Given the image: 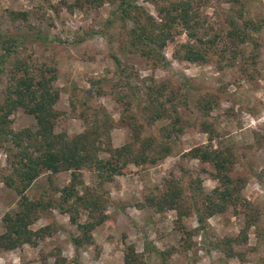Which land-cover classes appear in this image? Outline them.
Instances as JSON below:
<instances>
[{"label": "rangeland", "instance_id": "374dc122", "mask_svg": "<svg viewBox=\"0 0 264 264\" xmlns=\"http://www.w3.org/2000/svg\"><path fill=\"white\" fill-rule=\"evenodd\" d=\"M75 1L0 0V57L5 47L13 50L0 64V90L10 79L16 59L53 68L54 86L60 94L56 108L63 113L56 131L66 132L70 137L81 133L84 124L79 113L88 107H101L116 124L111 131L112 145L120 147L131 135L119 123L123 106L115 100L113 88L119 70L114 58L133 68L141 78L170 80L175 86L184 81L193 100L206 94L213 96L215 108L208 121L219 133L222 146L236 155L235 174L246 177L243 196L264 211V27L257 35L259 47L254 63L250 59L255 52L250 45L243 47L245 61L239 60L231 68L221 69L215 61L204 65L176 61L173 50L187 41L180 34L164 50L169 63L153 69L138 56L127 53L126 32L123 24L112 17L111 5L78 7ZM138 3L156 17L151 3L146 0ZM227 8L211 3L202 8L201 14L216 28L222 24V11ZM246 12L248 18L262 20L264 26V0L248 1ZM12 13H24L26 18ZM111 19L114 22L109 25ZM10 37L16 38V47H12ZM185 113L192 122L199 117L187 110ZM10 119L14 131L35 129L34 118L21 109ZM161 127L162 124L156 125L153 132ZM206 143L207 135L192 126L177 140L168 157L155 165L129 166L124 175L105 184L108 219L92 232L91 245L76 251L71 237L79 235L77 226L71 223L68 214L53 209L43 213L30 227L37 231L49 226L52 234L34 245L25 244L9 251L0 249V264H125L129 246L139 255L138 264H264V241L257 237L254 228L247 231V244L236 247L238 256L227 258L211 248L215 240L239 234L244 221L241 216L230 215L228 220L210 217L201 229L194 213L178 219L175 211L157 212L147 206V198L160 196L167 180H179L184 188L188 180L199 176L205 193L216 186V182L201 174L197 160L184 156ZM9 173L5 151L0 149V235L4 233L2 218L15 211L18 203L15 191L1 181ZM82 178L85 186H93L97 181L89 171H83ZM70 179L69 172L45 173L26 190V195L31 200L58 198L56 190L67 186ZM77 191L82 192L80 187ZM183 192L185 198H190L184 189ZM86 220L87 212L80 210L78 223Z\"/></svg>", "mask_w": 264, "mask_h": 264}, {"label": "trees", "instance_id": "16d2710c", "mask_svg": "<svg viewBox=\"0 0 264 264\" xmlns=\"http://www.w3.org/2000/svg\"><path fill=\"white\" fill-rule=\"evenodd\" d=\"M146 1L155 8L156 17L139 5L138 0H76L74 5L91 8L105 3L111 5L112 17L125 29L127 53L138 56L153 69L169 63L164 50L180 34H184L187 41L173 50L176 61L201 65L215 61L221 69L231 68L237 61H245L243 47L248 45L255 52L250 60L254 63L257 58V35L264 26L262 20L248 18L246 12L247 2L256 0ZM211 3L228 7L222 11V24L216 28L201 14L202 8ZM14 15L26 18L24 13ZM113 22L111 19L108 24ZM9 41L16 47L15 37H10ZM3 51L0 64L13 53L10 47ZM114 61L119 70L113 88L115 100L123 106L119 123L131 135L120 147L112 145L111 131L116 124L101 107H88L79 113L84 124L81 133L70 137L66 132L56 131L63 113L56 108L60 94L54 86L55 70L44 64L35 66L28 60H15L10 79L0 90V149L5 151L10 169L1 181L15 191L18 203L15 211L2 218L4 233L0 235V249L15 250L50 236L49 226L37 231L30 227L43 213L53 209L68 214L71 223L77 226L79 235L71 237L76 251L91 245L92 232L108 219L105 208L109 198L104 185L124 175L129 166L155 165L168 157L177 140L192 126L207 135V143L192 148L184 156L197 160L201 174L216 182V186L205 193L199 176L188 180L184 188L179 180H167L160 196L147 198V206L157 212L175 211L178 219L194 213L201 229L210 217L223 220H228L230 215L243 217V227L237 236H226L211 243V248L227 258L238 256L235 249L247 244L250 228L264 241V211L243 196L246 177L235 174L236 155L229 147L222 146L219 133L208 121L215 108L213 96L206 94L193 100L192 91L184 81L175 86L170 80L141 78L120 59L114 58ZM18 109L34 118L35 129H12L10 117ZM186 110L199 115L196 122L186 118ZM158 124L162 127L154 133ZM83 171L94 174L95 185L85 186ZM62 172H69L71 179L67 186L56 190L58 198L45 196L31 200L27 197L26 190L41 175ZM183 189L190 198L184 197ZM80 210L87 212V220L82 224L78 223ZM128 250L124 263L138 264L139 255L134 248L129 246Z\"/></svg>", "mask_w": 264, "mask_h": 264}]
</instances>
